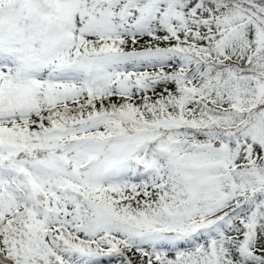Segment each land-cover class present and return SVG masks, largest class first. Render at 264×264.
I'll return each instance as SVG.
<instances>
[{
  "label": "snow or ice",
  "instance_id": "6c2138e0",
  "mask_svg": "<svg viewBox=\"0 0 264 264\" xmlns=\"http://www.w3.org/2000/svg\"><path fill=\"white\" fill-rule=\"evenodd\" d=\"M0 264H264V0H0Z\"/></svg>",
  "mask_w": 264,
  "mask_h": 264
}]
</instances>
